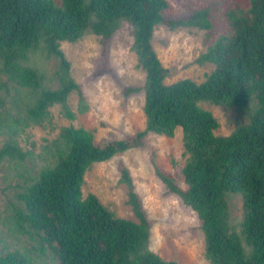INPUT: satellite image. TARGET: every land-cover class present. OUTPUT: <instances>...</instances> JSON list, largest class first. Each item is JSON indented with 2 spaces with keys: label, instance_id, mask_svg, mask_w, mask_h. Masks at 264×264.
Returning <instances> with one entry per match:
<instances>
[{
  "label": "trees",
  "instance_id": "16d2710c",
  "mask_svg": "<svg viewBox=\"0 0 264 264\" xmlns=\"http://www.w3.org/2000/svg\"><path fill=\"white\" fill-rule=\"evenodd\" d=\"M168 0H0V148L22 164L27 152L19 135L34 124L51 120L50 108L59 103L75 118L67 103L80 86L71 77V62L61 42H76L88 33L109 38L124 21L132 28L137 67L145 73V128L121 139L98 142L83 126H62L52 164L19 193L20 207L11 203L13 231L26 235L29 246L46 254L49 264H178L150 248L151 227L134 190L128 168L121 179L129 186V202L137 221L117 216L91 192L84 196L85 173L96 162L144 144L148 133L174 137L183 130L187 155L182 168L186 188L161 168L156 173L198 215L210 264H264V0H249L246 8L226 11L230 29L209 46L198 61L214 68L205 80L183 78L166 83L169 69L153 44L155 29L167 25L212 28L209 8L169 18ZM39 50L59 60L57 88L45 85L46 74L25 63ZM11 82V85L9 84ZM141 89L129 87L128 91ZM8 99L15 108L12 115ZM249 121L228 135L215 131L220 122L201 102L247 110ZM241 195L243 215L234 223L229 198ZM20 248L0 249V264H35ZM39 264V263H37Z\"/></svg>",
  "mask_w": 264,
  "mask_h": 264
},
{
  "label": "rangeland",
  "instance_id": "374dc122",
  "mask_svg": "<svg viewBox=\"0 0 264 264\" xmlns=\"http://www.w3.org/2000/svg\"><path fill=\"white\" fill-rule=\"evenodd\" d=\"M168 3L164 14L169 18L190 15L199 8L210 10V29L195 26L171 29L167 25H158L153 37L159 58L169 69L166 83L183 78L202 82L214 64L201 63L198 58L219 36L228 33L230 25L226 11L236 6L246 8L249 0H168ZM133 40L131 25L124 21L109 38L88 33L76 42H61V48L71 62V77L80 86L71 91L67 100L75 118H69L61 104L53 105L50 121L31 125L19 135L20 145L28 153L25 161L21 165L9 158L1 162L0 249L27 250L35 258V264L52 261L46 254L40 255L32 249L26 235L13 231L11 203L20 207L19 193L42 167L53 163L56 140L62 126H83L94 132L98 142L125 138L145 128V92L142 87L146 72L137 67ZM24 62L37 65L46 74V86L57 88L60 85L57 78L59 60L54 55L49 56L39 50ZM6 77L1 73L0 81H6ZM129 87L141 89L128 91ZM201 104L211 110L220 122L215 133L228 135L238 124L249 121V113L257 102L253 100L247 110L210 102ZM8 107L12 115L23 108L20 106L17 110L10 99ZM7 138L6 133H0V148ZM186 157L182 128L176 129L174 137L150 132L143 145L118 153L107 161L94 163L85 173L82 190L84 196L95 193L117 216L137 221L129 202V186L121 179L122 168H128L134 190L150 222V248L178 264H210L197 213L177 194L169 191L156 173V168H161L180 187L186 188L182 173ZM229 201L232 221L238 223L243 215L242 197L236 194Z\"/></svg>",
  "mask_w": 264,
  "mask_h": 264
}]
</instances>
